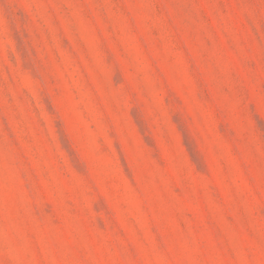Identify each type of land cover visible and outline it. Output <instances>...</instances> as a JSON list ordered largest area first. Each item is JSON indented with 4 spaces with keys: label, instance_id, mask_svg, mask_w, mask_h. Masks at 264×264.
Listing matches in <instances>:
<instances>
[{
    "label": "rangeland",
    "instance_id": "374dc122",
    "mask_svg": "<svg viewBox=\"0 0 264 264\" xmlns=\"http://www.w3.org/2000/svg\"><path fill=\"white\" fill-rule=\"evenodd\" d=\"M0 264H264V0H0Z\"/></svg>",
    "mask_w": 264,
    "mask_h": 264
}]
</instances>
